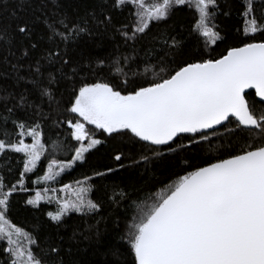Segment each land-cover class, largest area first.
Returning <instances> with one entry per match:
<instances>
[{"label":"snow or ice","instance_id":"6c2138e0","mask_svg":"<svg viewBox=\"0 0 264 264\" xmlns=\"http://www.w3.org/2000/svg\"><path fill=\"white\" fill-rule=\"evenodd\" d=\"M26 2L20 0L18 7L22 9ZM192 4L193 0H111L112 9H132L131 35L127 31L122 34L133 40L137 34H145L152 22L167 20L176 9ZM194 5L197 19L192 31L203 38L206 46L215 45L221 39L212 23L217 0H194ZM245 8V17L254 13L253 0H246ZM16 19V32L31 40L30 23L21 17ZM67 19L45 18L49 40L59 38L67 42L73 35L90 31L83 23L70 26ZM110 20L108 15L100 23ZM243 33L245 41L228 47L218 58L201 55L180 62L161 59L159 72L148 69L153 71V78L131 89L118 88L109 81L82 80L71 92L66 111L73 115L66 122L71 139L76 142L72 146L74 155L67 165L53 160L37 182L55 180L65 168L72 167V161L85 160V154L102 143L96 138L97 133L107 137L130 133L144 142L152 155H142L133 163L145 167L164 159L165 154L157 150L159 146L167 147L169 153H178L186 151L189 145H211L217 126L230 122V118L237 122V130L258 133L227 156L208 157L203 166L193 167L189 163L192 170L178 175L150 202H134L135 214L122 237L129 246L133 264H264V25L253 15L245 19ZM258 33L260 38L256 39ZM7 41V31H0V42ZM164 45L169 53L181 47L171 35L164 38ZM37 46L31 44L32 48ZM51 57L61 59L65 67L73 63L71 57L62 59L59 52L49 50L45 59ZM42 67L37 61L36 73L42 74ZM253 89L254 95L246 91ZM43 94L51 95L47 89ZM17 127L20 131L16 139H0V153L10 150L23 154V170L17 181L23 188L25 174L36 168L45 144L39 123H19ZM25 136L31 137L32 143H25ZM185 136L188 145L172 147ZM121 159V155L115 156L117 162ZM90 180L85 177L76 181V189L63 185L60 191L75 192V198L57 199V211L47 214L53 222H62L69 213L87 214L99 209V204L89 196ZM15 190V184L6 183L5 177L0 176V240H6L8 245L4 251L12 257L11 264H46L31 247L36 240L8 218ZM118 195L127 198V193ZM42 199L43 193L37 190L27 204L36 206ZM51 251L59 254L58 248Z\"/></svg>","mask_w":264,"mask_h":264},{"label":"trees","instance_id":"16d2710c","mask_svg":"<svg viewBox=\"0 0 264 264\" xmlns=\"http://www.w3.org/2000/svg\"><path fill=\"white\" fill-rule=\"evenodd\" d=\"M217 3L212 23L221 39L206 46L203 38L192 31L197 19L194 1L191 6L176 9L167 20L152 22L145 34H137L133 40L122 34L127 31L131 35L132 9H112L111 0H27L22 9L18 7L20 0H0V31L6 30L9 36V41L0 42V139H16L19 123L28 126L39 123L45 144L36 168L25 174L23 188L17 183L23 170L22 153L10 150L0 153V176L5 177L6 183L16 185L8 218L36 240L31 247L46 264H133L129 246L122 237L126 224L135 214V203L150 202L156 190L192 170L189 163L193 167L203 166L208 157L227 156L258 135L256 130H237V122L230 118V122L217 128L211 145L207 142L189 145L186 151L178 153H169L167 147L159 146L157 150L165 154L164 159L145 167L133 163L142 155H152L144 142L130 133L111 137L97 133L96 138L102 143L86 153L85 160L74 161L71 168H65L52 185L90 177L89 196L99 204V209L87 214L69 213L56 223L47 215L57 211L54 201L42 200L36 206L27 204L31 190L43 187L44 183L37 181L48 163L66 162L74 153L72 146L76 142L71 139L66 122L73 114L66 111V106L80 81H109L128 90L151 80L153 71L160 70L161 59L180 62L201 55L218 58L228 47L239 46L245 41V19L253 15L264 25V0H253L255 11L248 17L244 15L246 0H217ZM108 15L110 22L100 23ZM65 16L70 26L83 23L90 31L73 35L67 42L59 38L49 40L45 18L58 20ZM17 17L30 23L31 40L16 32ZM169 35L176 37L181 45L172 53L164 45V38ZM259 38L258 33L256 39ZM32 43L38 46L32 48ZM49 50L59 52L62 59L71 57L72 65L62 66V60L55 57L45 59ZM37 61L43 65L42 74L35 71ZM45 89L50 96L43 94ZM249 93L254 95V91ZM5 132L9 133L7 137ZM24 140L29 142L31 137L25 136ZM179 144L188 145L187 136L178 139L172 147ZM116 155L122 156L121 161L115 160ZM108 168L114 171L108 172ZM97 172L105 175L97 176ZM121 192L127 193L126 199L118 195ZM7 247V242L0 240V264H11L12 257L4 251ZM52 248H58L59 254L52 252Z\"/></svg>","mask_w":264,"mask_h":264},{"label":"rangeland","instance_id":"374dc122","mask_svg":"<svg viewBox=\"0 0 264 264\" xmlns=\"http://www.w3.org/2000/svg\"><path fill=\"white\" fill-rule=\"evenodd\" d=\"M194 1V0H193ZM148 2V1H147ZM25 143H32V138H31V140L28 142V141H25ZM74 155V153L72 154V156ZM71 156V157H72ZM53 160H51L49 163H48V165L52 162ZM56 161V160H55ZM71 161V158H70V160H68V161H57V162H63L65 165H67L69 162ZM74 163V161H72V164ZM48 165L46 166V170H45V172L48 170ZM55 170L57 171V172H59V167L58 166H55ZM45 172H44V174H45ZM43 174V175H44ZM42 175V176H43ZM80 181V180H79ZM42 183H44L43 184V187H36V188H34V189H32L31 191V194H30V199L31 198H34V196H35V193H36V191L37 190H39V191H41L42 193H43V195H44V199H42V200H52V201H54L55 203H56V205H57V207H58V204H57V199L59 198V199H64V198H75V192H71V193H68V192H61L60 191V189L63 187V185H61V186H56V185H52V182H53V180H50V181H41ZM49 183H51V185L49 184ZM170 184V182L169 183H167V184H165L164 186H162V187H160L158 190H156L152 195H151V197L150 198H155V196H156V193H158V192H161L162 190H164L165 188H166V186L167 185H169ZM65 185V184H64ZM67 185H70L71 186V189H76L77 188V185H76V182H74V183H67ZM46 190V191H45ZM41 200V201H42ZM129 223V222H128ZM7 227V226H6ZM15 238V237H14ZM19 239L23 242V243H25L24 242V239L20 236L19 237ZM6 241V240H5ZM25 246H27V244L25 243Z\"/></svg>","mask_w":264,"mask_h":264},{"label":"water","instance_id":"95a60500","mask_svg":"<svg viewBox=\"0 0 264 264\" xmlns=\"http://www.w3.org/2000/svg\"><path fill=\"white\" fill-rule=\"evenodd\" d=\"M246 91H248V92H249V91H254V89H253V90H246ZM257 99H258V98H257ZM224 123H225V122H224ZM218 127H220V126H217V128H218ZM183 174H185V173H183ZM183 174H181V175H183ZM177 177H178V176H177ZM177 177L174 178V179H172V180L170 181V184H171L173 181H175V180L177 179Z\"/></svg>","mask_w":264,"mask_h":264}]
</instances>
